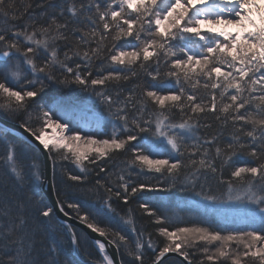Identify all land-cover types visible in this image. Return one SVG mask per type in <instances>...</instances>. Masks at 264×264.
Instances as JSON below:
<instances>
[{"label":"snow or ice","instance_id":"obj_1","mask_svg":"<svg viewBox=\"0 0 264 264\" xmlns=\"http://www.w3.org/2000/svg\"><path fill=\"white\" fill-rule=\"evenodd\" d=\"M0 113L59 164L65 188L95 196L99 207L66 197L55 206L103 238L92 264H115L108 246L127 257L120 264H166L169 254L176 264H264V0H0ZM0 144V264H73L39 241L55 216L35 192L43 165L34 156L25 169L17 146ZM116 157L127 175L113 183ZM142 192L170 197L163 211L138 205L161 243L112 203ZM66 227L78 253L81 237Z\"/></svg>","mask_w":264,"mask_h":264},{"label":"trees","instance_id":"obj_2","mask_svg":"<svg viewBox=\"0 0 264 264\" xmlns=\"http://www.w3.org/2000/svg\"><path fill=\"white\" fill-rule=\"evenodd\" d=\"M15 2L18 5H21V4H27L28 0H15ZM59 2L60 0H57V3ZM61 47H63V45H61ZM125 87L131 88L132 82L130 81L128 84L125 85ZM53 91H55V89H53ZM200 94H204L203 88L200 89ZM75 95L80 97L83 102H87L88 105L90 107H93L95 110L104 111L103 105H101L98 101H96L95 97H92L91 99H89L87 94L83 92H77L75 93ZM0 116H2L3 118L11 122H15L19 124V121H12L8 119L7 117H5L2 113H0ZM179 118H180V115L179 113H177L176 119H179ZM207 120L212 122L213 124L216 123L215 121L212 120L210 115L207 117ZM108 131L110 132V128ZM211 131L212 129L205 130L203 128L199 130L200 134H204L205 132H211ZM0 139H6L7 141L14 143L17 146L18 150L23 154V163H24L25 169H28L31 166L34 156L38 158V160L42 164L40 153L36 152L35 148L30 146L22 138H19L9 132H6L0 129ZM161 151H162V158H167V153L163 152V150ZM2 154H3V145L0 144V155ZM125 161H126V157H116L106 164V168L108 169V172L111 175L113 183L116 182V176L112 175L113 173L127 175L126 171L122 172V170H124L126 167ZM63 163H65L68 169H71L76 174H79V170L76 169L74 165L67 164L66 162H63ZM3 171H4L3 163L2 161H0V176L3 175ZM229 172H230L229 169H225V173H224L225 177L229 175ZM146 175L150 182L152 183L156 182L155 179H153V174H146ZM97 178L98 177L96 176L95 172H93L91 174V182L94 183V181ZM99 178L104 179L105 174L101 173ZM63 179H64L63 171L58 164L56 169L53 170V180H54V185L56 188L55 193H56L57 200L60 199L61 201H63L65 200V197L68 200H81V201L87 200V203L93 204L95 207H99V204L96 201L95 196H93L91 199H88L82 196L77 191L65 188L62 183ZM132 179L133 181H136V182H143L145 181V176L144 175H141V176L134 175ZM28 191L29 192L31 191V185H29ZM57 191L60 193L59 196H57ZM35 192L37 193V199L43 200V202L49 206L45 197L40 192V185L35 188ZM101 194L103 195V191L101 192ZM169 199L170 197L167 193L153 194V193L142 192V193H139L135 197H130V203L128 205L122 204L120 201H117L115 198H113L112 203L114 207H116L121 212V214L126 213L128 209L131 208L134 213L135 219L137 221V226L146 228L148 231L152 232L153 240L156 243H161L163 238L158 237L153 231L155 226L151 224L150 222L151 218L144 215L142 211L139 209L138 205L143 200H150L152 202L159 201V206L161 207V210L163 211L164 206L168 204ZM65 209L71 217L78 219L75 216V213L72 209H67L66 205H65ZM179 214L183 216L185 220L190 219L188 213L186 212H181ZM104 222L107 223L108 221L105 219ZM112 223L115 225L116 221H112ZM66 226L67 225H63L62 223H60L58 219L54 216L53 220L48 221L46 224L40 225L39 241H41L43 245L45 246H51L53 243H55V245L58 246V248L62 250V253H63V255H61L60 257L61 262H63L65 259H71L73 261V264H92V258L96 257L98 253V250L96 249V247L93 245V243L87 238V236L81 230L73 227L77 235L81 237V248L79 252L78 253L73 252L72 246H71V234L68 232ZM239 226L242 227L243 225L240 224ZM124 231H126V229ZM119 257H120V261H121V258H123L124 260H127L126 256L122 257V255H119ZM178 260L179 259L175 257H169L165 259V262L166 264H176ZM146 264H147V260H146Z\"/></svg>","mask_w":264,"mask_h":264},{"label":"water","instance_id":"obj_3","mask_svg":"<svg viewBox=\"0 0 264 264\" xmlns=\"http://www.w3.org/2000/svg\"><path fill=\"white\" fill-rule=\"evenodd\" d=\"M0 129L19 136L24 141H26L30 146L35 144V141H33L32 138L28 135V133L24 132V130L20 128L18 124L13 123L7 119H4L1 116H0ZM41 157H42V165H43L44 180H45V182L41 185V192L44 195L49 206L54 207L55 217L61 223L68 224V225L70 224L72 227H75L81 230L82 232H84V234L87 236L88 239L91 240L92 243H93V240L95 239L103 240L102 237H99L97 236V234L92 233L87 227L81 224L78 219H75L71 217L70 215L65 216L63 213L59 211L58 208L55 207L57 198H56V193L53 190L54 185H53V179H52L53 177L52 162L46 160V154L41 155ZM104 242L106 243V241ZM107 251L109 255H111L112 258L114 259L115 264H120V257L117 254L116 249L112 246H108ZM169 257H175L177 259H180L179 257L175 256V254H169L168 256L164 258V260Z\"/></svg>","mask_w":264,"mask_h":264},{"label":"bare ground","instance_id":"obj_4","mask_svg":"<svg viewBox=\"0 0 264 264\" xmlns=\"http://www.w3.org/2000/svg\"><path fill=\"white\" fill-rule=\"evenodd\" d=\"M2 117V116H1ZM3 118V117H2ZM5 119V118H4ZM13 123H15V122H13ZM16 124H18V123H16ZM19 125V124H18ZM7 132V131H6ZM13 135H15V134H13ZM15 136H17V135H15ZM17 137H19V136H17ZM20 138V137H19ZM41 156V155H40ZM41 160H42V157H41ZM54 170V169H53ZM52 179H53V177H52ZM53 185H54V180H53ZM40 192H41V185H40ZM42 193V192H41ZM43 195V194H42ZM44 196V195H43ZM57 198V197H56ZM60 222V221H59ZM61 223V222H60ZM63 224V223H62ZM63 225H65V224H63ZM84 233V232H83Z\"/></svg>","mask_w":264,"mask_h":264},{"label":"rangeland","instance_id":"obj_5","mask_svg":"<svg viewBox=\"0 0 264 264\" xmlns=\"http://www.w3.org/2000/svg\"><path fill=\"white\" fill-rule=\"evenodd\" d=\"M38 187V186H37Z\"/></svg>","mask_w":264,"mask_h":264}]
</instances>
